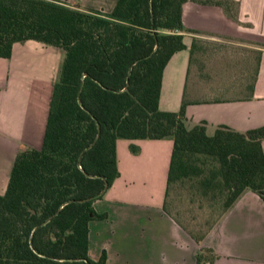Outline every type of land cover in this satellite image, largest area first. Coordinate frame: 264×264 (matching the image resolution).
I'll list each match as a JSON object with an SVG mask.
<instances>
[{"label": "trees", "instance_id": "16d2710c", "mask_svg": "<svg viewBox=\"0 0 264 264\" xmlns=\"http://www.w3.org/2000/svg\"><path fill=\"white\" fill-rule=\"evenodd\" d=\"M185 1L236 18L232 0H116L109 12L0 0V57L27 39L63 51L41 145L16 154L0 195V264H105L103 251L86 254L87 223L104 217L92 201L118 175L117 138L172 141L164 199L171 182L196 178L204 193H224L222 213L246 189L264 201V124L208 136L204 121L185 126L184 101L175 112L157 107L162 68L192 31L181 23Z\"/></svg>", "mask_w": 264, "mask_h": 264}, {"label": "crops", "instance_id": "0c3cea01", "mask_svg": "<svg viewBox=\"0 0 264 264\" xmlns=\"http://www.w3.org/2000/svg\"><path fill=\"white\" fill-rule=\"evenodd\" d=\"M56 1L109 12L116 0ZM232 1L235 19L217 5L182 3V26L192 31L180 32L184 47L161 72L158 109L175 112L184 101L185 126L204 121L206 135L218 125L244 132L264 124V0ZM62 57L59 47L33 39L0 57V195L16 154L41 145ZM114 145L118 175L92 201L104 217L87 223L88 258L103 251L105 264H264V201L255 192L242 191L195 238L163 207L172 141L117 138ZM260 147L264 156V139Z\"/></svg>", "mask_w": 264, "mask_h": 264}, {"label": "rangeland", "instance_id": "374dc122", "mask_svg": "<svg viewBox=\"0 0 264 264\" xmlns=\"http://www.w3.org/2000/svg\"><path fill=\"white\" fill-rule=\"evenodd\" d=\"M226 4L229 11L234 13L236 5L233 2ZM237 67H240L239 64ZM223 204L224 193L219 194L217 190L204 193L196 178L171 182L164 199L166 212L195 238L201 237L222 214Z\"/></svg>", "mask_w": 264, "mask_h": 264}]
</instances>
